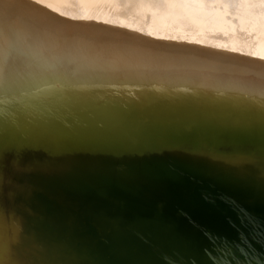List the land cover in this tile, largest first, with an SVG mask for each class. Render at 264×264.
Wrapping results in <instances>:
<instances>
[{"label": "bare ground", "instance_id": "6f19581e", "mask_svg": "<svg viewBox=\"0 0 264 264\" xmlns=\"http://www.w3.org/2000/svg\"><path fill=\"white\" fill-rule=\"evenodd\" d=\"M0 264H264V0H0Z\"/></svg>", "mask_w": 264, "mask_h": 264}, {"label": "rangeland", "instance_id": "374dc122", "mask_svg": "<svg viewBox=\"0 0 264 264\" xmlns=\"http://www.w3.org/2000/svg\"><path fill=\"white\" fill-rule=\"evenodd\" d=\"M95 15L98 16V15H100V13L99 12H95Z\"/></svg>", "mask_w": 264, "mask_h": 264}]
</instances>
